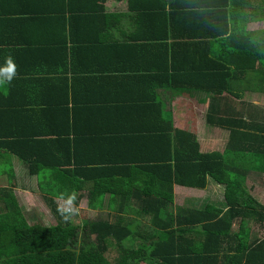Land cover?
<instances>
[{"label":"trees","instance_id":"trees-1","mask_svg":"<svg viewBox=\"0 0 264 264\" xmlns=\"http://www.w3.org/2000/svg\"><path fill=\"white\" fill-rule=\"evenodd\" d=\"M48 1L34 0L30 11L14 10L20 22L34 21L38 35L33 40L20 37L21 43L13 37L0 43V181L6 175L9 182L0 184V264H264V236L248 239L253 224L264 226V203L253 199L244 184L249 171L261 174L264 184V110L256 108L246 116L240 112L228 118L209 109L206 123L229 133L222 151L202 152L194 134L174 128L171 111L164 110V101L157 98L156 88L174 86L167 66L156 75L148 74L149 83L154 77L157 80L144 92V99L150 96L153 105L147 99H142L146 101L142 105L141 99L131 98L127 109L125 102L121 106L111 99V112L103 121L86 123L87 138L78 130L85 122L79 124L74 118L80 103L76 96L85 100L82 92L100 86L96 94L107 100L115 93L108 89L114 82L136 91L138 83L133 78H138L143 67H135V62L128 65L124 53L129 55L141 45L137 53L147 59L145 39L138 30L129 35L122 31L121 21L134 13L135 22L146 9L134 6L139 0H125L126 12L108 5L123 0ZM158 2L146 12L161 15L162 26L172 31L165 35L171 38L169 45L180 40L185 44L189 36L185 28L192 27L193 34L200 29L202 38L207 36L223 48L216 53L221 56L219 70L225 85L216 96L224 93L239 98L237 85L246 77L254 79L255 90L264 92V37L246 29L248 22L264 20V0ZM237 16L242 23L236 21ZM152 56L159 61L154 51ZM43 59L52 66L42 70L43 77H35L40 73L28 69H34L33 60ZM118 61L121 68L115 73L127 80L108 79L103 87L104 72L114 74L111 66ZM62 68L70 74L76 91L63 82L56 101L55 97L29 95L50 84ZM176 90L179 93L181 88ZM145 108L153 109L157 117L144 124L149 116L143 113ZM130 115L138 116L141 124H129L131 131L123 124V119L130 121ZM112 141L135 156L104 160L103 145ZM11 156L21 160L30 175L36 174L39 188L46 190V203L57 219L54 225L27 221L14 193ZM208 182L223 188V207L206 200L196 208L186 203L176 212L168 208L174 202V185L204 189ZM83 197L88 209L101 215L81 224L72 222L70 209L54 203L59 198L75 207ZM234 223L238 230L231 232Z\"/></svg>","mask_w":264,"mask_h":264},{"label":"crops","instance_id":"crops-1","mask_svg":"<svg viewBox=\"0 0 264 264\" xmlns=\"http://www.w3.org/2000/svg\"><path fill=\"white\" fill-rule=\"evenodd\" d=\"M54 1H58V0H54ZM158 1L159 0H139V2H136L134 4V6L138 8L146 9L144 12H141V14H138V16L140 17L139 20H135V22H133L131 17L137 16V15H134V13H128L126 17H124L121 21L122 31H125L129 35L133 30L135 31L138 30L139 33L141 34L139 35V37L142 39H145L144 44L146 47L145 52L147 54V59L145 58L144 54L140 52L137 53L138 49L139 51H141V48H142L141 45L136 48L137 50L130 51L129 55H127V53H124V55L129 60V63H127L128 65H133V63L135 62L134 63L135 67L137 68L143 67V70L142 71L140 70L141 72L139 73L140 75L137 78L138 80L136 79V77L133 78L134 81L138 83L136 91H133L131 89L129 91L125 88H121L120 84H117V86H115V82H114L113 88L112 89L108 88V89H110L112 93L113 92L115 93L111 96L108 95L107 100L102 99L97 96L96 91H98L100 86L98 87L89 86V88L86 87L88 91L84 93L82 92L83 99L85 98V100H81L80 95L76 96L77 98L80 99L79 101L80 103L75 108L76 110L74 111V115L76 117L74 118L79 119V124L82 122H85L82 128L78 130H80L81 134H84V136H86L87 138L90 137V135L88 134L90 132V129L86 127V123L91 124L92 121L96 119L97 120L101 119L103 121L104 115H107L108 113L111 112L110 111L112 107L111 104L113 103L110 101L111 99L114 100L115 103L121 104V106H123L125 102L126 104H128V106L126 107L127 109L130 106L129 100L131 98L141 99V100L147 99L150 105H153V102L150 96H147L144 99V94H145L144 92L148 91L151 84H155L157 82L156 78L154 77L152 80H150V83H149L148 74L156 75V73L160 71H164V69H166L167 66L169 67L170 73L174 76V79L172 81V84L174 86L166 90L160 87L156 88L155 92L157 94V98L160 100L162 99L164 101L165 103L164 110L171 111V109L168 108L169 101L171 100V96L173 95L176 97H182L180 98L181 100L178 102V106H181V108L179 109V115L184 114V117L186 115V112L191 113L193 108H197L200 111V115L198 116L192 115L193 118L189 120L188 122L189 129L187 130V132L193 133L195 136H196V131H198L203 126V123L206 121V114L208 110L211 108H212V112L224 113L227 115L228 118L229 116L238 117L239 116L238 114L240 112H243V114L246 116L248 111L251 112L256 108L264 110V100L259 101L261 100L260 99L261 97L255 96L258 94L256 92H259V91L255 90L256 88H254V79L251 77H246L245 80L240 81V85H237V89L241 91L239 98H236L235 96H231V97L224 96V93L221 94L220 96H216V92L220 90L223 87V85H225V82H223L222 76H221L222 72L221 70H219L222 64L221 56L218 53H216V50L218 48L219 50H221V53H222L223 48L218 47L220 45L213 39H208L207 36H205L206 38H202V35H201L202 31L200 29L199 31H196L195 29L194 32H196L197 34L196 33L193 34L192 30L194 28L192 27L185 28V26H182V25H178V26L181 28H185L186 31L184 33L189 34L188 39H186L187 41L185 40L186 43L182 44V40H180L179 41L180 44L174 43L172 44L173 46L169 45L172 43L171 38L170 37L166 38L165 35L166 33L167 35H170L172 31L171 30L168 31V27H164L165 25L162 26L161 19H159L161 18L160 17L161 15H159L157 12H152L151 14H147L148 12H146L149 7L160 5V2ZM170 1L171 0H168V3H171ZM33 2L34 0H25V1L23 0H19V1L18 0H0V43L1 42L5 43L7 42L8 39L10 40L13 37H16L18 41H20L21 43H24L22 42L20 37L23 39L27 38V40H30V39L33 40V35L34 34L38 35L37 29L34 26V21L20 22L22 20H17L16 17H19V16L16 13H14V10H19V9L21 12L30 11V8ZM192 2H198V1H192ZM119 3H121V6L119 7L120 11L119 10L118 11L126 12V1L123 0ZM108 5L109 7H112V6H115V8L117 7V5H112V1H109ZM236 21L242 23L241 17L237 16ZM136 23L137 25H134ZM254 23H257V22H248L246 25V29L255 30V29L249 28V25H252ZM120 38L123 40L124 36L121 35ZM128 39H130V37ZM27 49L28 50L31 49L28 44H27ZM120 50L122 51V48ZM120 50H119L118 56L121 55ZM30 51L33 52L32 50ZM150 51L152 53L149 55ZM153 51L155 55L159 57V61L152 59ZM138 56H140L141 58H139ZM33 64H34L33 65L34 69L33 70L28 69V70L34 71L36 73H40V74H35V77L37 76L43 77L44 75H42V70L47 71L52 66L51 63L48 64L46 59L45 60L43 59L39 62H35L33 60ZM170 64H172L175 69L172 68ZM111 67H114L112 69L114 74H111L108 71L104 72L103 80H102L103 84H101L103 87L106 84L108 79L117 80L118 83L125 82L127 80V78L125 79L122 78L125 76L124 74L121 75V74L115 73L116 71L119 70V68H121L119 61L118 63H115ZM57 72L58 73L54 75V78L52 80L53 82L51 81L50 84L46 83L45 85H42L41 88L39 87L37 89L35 88L33 92L29 95L35 96L36 94H39V95L45 96L44 97L45 99H47L48 97L53 99L55 97V101H56L57 91H59V85H62L63 82L64 84L67 85L68 88L75 89L74 91H76V88L74 85L75 83L72 84V81H71L72 78H70V74L68 72H64V68H62L60 72L59 71ZM88 74L89 72L87 71L84 72V75H86V77L88 76ZM113 75H119V76L118 78L114 79L112 78L114 77ZM66 78H68L69 80L71 79V80L68 81L66 80ZM176 87L181 88L179 93L177 92ZM104 89H107V88H104ZM92 91L94 92L93 95H92ZM213 96L216 98L212 99ZM185 98H190L191 100L189 101H192V100L194 101V102L192 101V106H185V107L183 106L184 104L183 101ZM93 99H96V102H95L94 107L92 108V104L94 101ZM143 100H142V105H145L146 101L144 102ZM74 104L75 103L71 102L69 106L73 107ZM178 106H176L177 109H178ZM143 113L147 115L149 114L148 117H145L146 115H144L145 117L143 119L144 124L147 121V119L154 118L155 120L157 117L153 109H152V112L149 109L143 110ZM151 115L154 117H152ZM173 115L174 113L173 111H171L172 123L174 126ZM197 117L199 118L195 120ZM127 118L129 119V115L127 116ZM102 123H105V122H102ZM131 123H132V126H135V127L141 126V124L139 123L138 116L130 115V121L127 120V122L123 119V124H125L127 129H130L129 131L133 129L129 126V124L131 125ZM208 127L210 128L215 127V131H221L223 133L226 132L228 136L229 132L225 128H220L219 126H212V125H208ZM179 128L180 127H177L176 129H179ZM210 143L211 145L210 147H208L209 149L207 151H202L201 143H200V151L202 152H208V151H214V150L220 151L218 147L217 138L214 137L210 141ZM103 148L105 149V155H103L104 160L112 159L113 157H119L120 159L126 160V159H132L135 156L123 150V148L120 147V144L114 141H112L111 143L107 145L106 144L103 145ZM130 150L133 154H135V152L132 149ZM135 151L137 154L138 150L135 149ZM10 161H11V164H12L11 166H12V169L15 175V180H16L15 185L21 186L23 188L34 186L33 190L24 189V192L28 193V195L29 194L37 195V193L40 191L43 194L42 195L43 199L46 201L48 194L46 190L43 191L39 188V183H38L36 174L30 175L28 173L27 166L23 164L22 161L17 159L15 156H11ZM249 175L251 174L248 173L246 175V179L250 178ZM259 176L261 178V174H259ZM2 178H5V180H7V184H9L6 175H3ZM209 183L210 182H208V184ZM3 185H6V184H3ZM211 185H214V184L210 183L208 187L206 186L204 189H201L200 191L201 192L209 191L210 196L214 198L211 199V198L206 197L207 199H204L202 202L204 203L206 200H209L210 202H212L213 205L217 207H223L224 206L223 188L215 184V186L218 187L219 193L211 194V190H210ZM176 189H179L183 193H188V194L192 193L193 191H199V190H196L195 188H187V187L174 185L173 186L174 200H175ZM28 199L31 200L32 198H28ZM54 199L56 200V198ZM184 200H188L187 197ZM62 201H65V200L62 199ZM65 202L67 203L68 201H65ZM179 208L181 207L179 206L178 208H176L177 209L176 211H179L180 210ZM173 211L176 212L175 209ZM237 226H238V223H234L232 227L234 229ZM237 230H238V227H237ZM251 231H252V226L248 234V239L250 241H253L257 237L253 238V236L251 235L252 234Z\"/></svg>","mask_w":264,"mask_h":264},{"label":"rangeland","instance_id":"rangeland-1","mask_svg":"<svg viewBox=\"0 0 264 264\" xmlns=\"http://www.w3.org/2000/svg\"><path fill=\"white\" fill-rule=\"evenodd\" d=\"M121 3H117V7H120ZM125 6V5H124ZM120 11V10H119ZM249 28L255 29L259 31V37H264V20L259 21L257 23H254L252 25H249ZM258 93L255 95L256 97H261L259 101L264 100V92H256ZM166 94V93H165ZM166 97V96H165ZM180 98L182 97H176V96H171V100L169 101L168 108L173 111V121H174V126L175 128L180 127L179 129L187 131L188 128V122L190 119L193 118V116H198L200 115V111L197 108H193L191 113L186 112V115L184 117V114L179 115V109L181 106H178V102L181 100ZM190 98H185L184 99V104L183 106H192V101ZM194 102V101H193ZM178 106V109L176 108ZM197 106V105H196ZM203 110V109H202ZM202 112V111H201ZM193 115V116H192ZM199 117H197L195 120H197ZM186 119V120H185ZM193 134V133H192ZM196 136L199 139V142L201 143V149L202 151H207L211 145L210 141L215 137L217 138L218 142V147L220 151H222V147L224 148L228 136L225 133L221 131H215L214 128L208 127V124L206 121L203 123V126L196 131ZM208 143V145H207ZM211 149V148H210ZM251 175H249L250 178L246 179L244 184L246 189L248 190L249 194L253 199H255L257 202L260 204L264 203V185L263 181L260 179L259 174H255L253 172H247ZM264 177V176H263ZM0 184H6L7 185V180L3 178V181H0ZM213 184V183H212ZM210 183L208 184V186ZM207 186V187H208ZM211 194L219 193L218 187L214 185H211ZM24 189L26 190H33L34 186L31 187H21L17 186L14 190V193L16 197L19 200V204L21 208L23 209V213L26 216V219L28 222L32 223L34 221H39L43 223L44 225H54L57 222V219L53 213V211L50 210L49 206L47 205L46 201L42 197V192H38L37 195H31L28 193L24 192ZM199 191H193L192 193H183L181 190L176 189L175 191V200L173 204H171L168 208L170 210H177L179 206L181 207L182 204L186 203V205L191 209V208H196L199 207L203 202L204 199L208 198H214L210 196V192H201V189H196ZM221 194V193H220ZM39 196V198H38ZM187 197L188 200H184ZM28 198H32L29 200ZM55 200V199H54ZM185 201V202H183ZM54 203L57 205V208L60 209H70L73 213L70 216V219L72 220L73 223L75 224H81L84 219H95L98 218L99 215H101V211H93L88 209L87 207V202L86 199L83 197L79 201L77 206H73L70 203H66L65 201H62V199L56 198ZM74 208H73V207ZM237 227H235L231 232L236 231ZM252 236L257 237V238H262L264 236V226L263 225H258V224H253L252 225ZM130 243V241H129Z\"/></svg>","mask_w":264,"mask_h":264},{"label":"clouds","instance_id":"clouds-1","mask_svg":"<svg viewBox=\"0 0 264 264\" xmlns=\"http://www.w3.org/2000/svg\"><path fill=\"white\" fill-rule=\"evenodd\" d=\"M9 64H11V58L9 57L8 58V61H7Z\"/></svg>","mask_w":264,"mask_h":264}]
</instances>
